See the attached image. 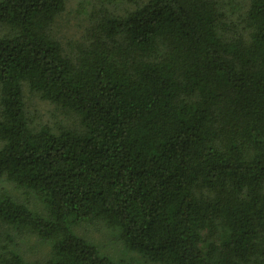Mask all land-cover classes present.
<instances>
[{
    "label": "trees",
    "instance_id": "16d2710c",
    "mask_svg": "<svg viewBox=\"0 0 264 264\" xmlns=\"http://www.w3.org/2000/svg\"><path fill=\"white\" fill-rule=\"evenodd\" d=\"M67 3L0 0V264H264V0Z\"/></svg>",
    "mask_w": 264,
    "mask_h": 264
},
{
    "label": "rangeland",
    "instance_id": "374dc122",
    "mask_svg": "<svg viewBox=\"0 0 264 264\" xmlns=\"http://www.w3.org/2000/svg\"><path fill=\"white\" fill-rule=\"evenodd\" d=\"M80 2L81 0H68L66 10L57 22L56 30H59L65 37L73 38L75 35L78 37V34L83 31L84 21L82 18L84 16L82 10L79 8ZM25 103L31 117L37 122H46V120L51 116L50 112L54 110V107L49 103L40 100L37 96H34L31 93L26 95ZM9 187L13 188L14 193L20 196H26L22 189H17V187H13L11 185ZM76 231L81 236L102 245V247L107 246V249L104 248L107 253L103 251L102 253L108 255L114 264H119L115 251H113L114 249H112V247L107 243V240L110 241L108 239L110 234L104 228L96 223L85 222L82 224L79 223L76 227ZM18 243L20 244L22 250L26 252V256L29 258L40 260L47 258L51 254L49 244L47 245L34 235L31 236L30 234L25 233L19 237ZM112 243L114 242L112 241ZM133 256L135 257V255ZM125 259L129 260L130 256L126 255ZM130 264L139 263L138 261H132Z\"/></svg>",
    "mask_w": 264,
    "mask_h": 264
}]
</instances>
